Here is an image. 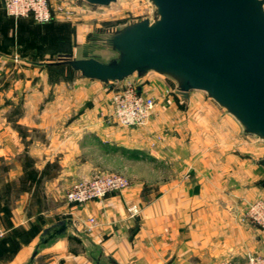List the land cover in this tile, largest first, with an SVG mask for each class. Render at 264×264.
Listing matches in <instances>:
<instances>
[{
    "label": "crops",
    "instance_id": "obj_1",
    "mask_svg": "<svg viewBox=\"0 0 264 264\" xmlns=\"http://www.w3.org/2000/svg\"><path fill=\"white\" fill-rule=\"evenodd\" d=\"M0 4L5 10L3 0ZM80 35L72 33L69 48L45 49V55L29 60L73 53ZM56 80L63 89L45 92V107H0V224L10 229L0 241L6 245H0V261L93 264L83 241L70 232L41 245L31 261L44 230L62 219L74 221L119 264H216L224 258L243 264L264 245V231L241 220L247 202L264 197L258 182L264 168L232 116L194 93L188 106L173 94L164 106L158 100L147 127H122L110 118L112 107L71 106L79 96L103 98L107 90L101 82ZM158 80L165 79L155 75L148 82ZM74 85L80 91L75 93ZM155 135L161 139L151 151L148 141ZM117 169L130 179L127 189L80 208L67 206L73 183ZM151 169L152 178L146 173ZM90 217L98 224L88 230ZM15 229H25V239L12 241Z\"/></svg>",
    "mask_w": 264,
    "mask_h": 264
},
{
    "label": "water",
    "instance_id": "obj_2",
    "mask_svg": "<svg viewBox=\"0 0 264 264\" xmlns=\"http://www.w3.org/2000/svg\"><path fill=\"white\" fill-rule=\"evenodd\" d=\"M83 1L109 6L118 0ZM148 1L150 16L109 28L93 54H85L76 39L72 54L22 60L69 69L108 87H122L135 75L141 89L155 73L171 83L182 104L192 91H202L238 122L243 135L264 141V0ZM256 163L264 168V157ZM67 232L83 241L93 264H119L66 219L44 230L31 261L41 245Z\"/></svg>",
    "mask_w": 264,
    "mask_h": 264
},
{
    "label": "rangeland",
    "instance_id": "obj_3",
    "mask_svg": "<svg viewBox=\"0 0 264 264\" xmlns=\"http://www.w3.org/2000/svg\"><path fill=\"white\" fill-rule=\"evenodd\" d=\"M52 1L55 8L65 5L67 9L73 12L69 14L65 13L66 10H64L63 14L55 16L52 21L48 23H39L31 18L7 16L8 14L4 12L5 10L0 4V93H11L14 95L12 98L3 96V98L0 99V107H45V92L52 94L58 93L63 89V85H60L62 83H58L56 80L57 76H64L67 81H71L72 83L73 81H77V77L78 79L81 77L79 74H75L71 70L65 68H62L63 71L57 69L54 73L53 70L50 71L45 67L27 64L22 60L23 58H39L45 55L42 53L45 49L51 53H55L69 48V39L72 33L78 32L82 36L84 53L93 54L101 49L100 38L106 30L116 25L125 24L131 20L150 16L152 13V6L148 0H118L109 6H95L83 0ZM70 54H72V52ZM155 75L159 76L155 73L149 74L142 86L150 88V91L157 95L158 100H161L164 106L163 103L166 101L165 97H167L166 91L169 87H171L173 91V86L166 79L163 81L158 80V82H153V84L149 83L148 79ZM131 77L136 80L135 75ZM71 85H67L65 89L68 90ZM77 86L74 85L75 89L73 87L75 93L80 91ZM116 87L118 86H103V89L107 90L106 95L96 101L87 95L79 96L80 98L77 101L74 100V103L70 100V103H72L71 106L111 108L112 96ZM193 93L209 101L212 105L218 106V104L209 99L204 92L194 90L191 94ZM41 95H43V99H41ZM78 95H80V93ZM67 96L72 98L77 97L71 93H67ZM188 105L189 104H187V106ZM148 136L150 135L147 134V137ZM248 137L251 138L252 144L255 145L257 149V160L264 157V141L252 136ZM160 139V136H158L157 139H148L150 143L149 149L151 151L155 148L154 145L156 140ZM165 172L168 175L170 171L167 169ZM115 173L123 174L127 177V175L119 169L99 171L90 174L88 177ZM146 173H149L151 178L152 175H154L152 169ZM261 174L262 173H259L258 178L259 186L264 182V175L260 177ZM150 180L151 183L154 182L152 179ZM259 198L264 197L261 195L257 196L255 199L248 201L246 207ZM66 204L69 208H80L82 206L71 204L67 199ZM2 228L5 234L4 237L0 239L1 242L7 240L6 235L8 230L10 232V229L7 227L4 228L2 226ZM259 228L264 231L263 228ZM34 230L36 229H30V232L32 233ZM24 231L25 229H15L14 232H11L12 238L14 239L12 241L16 243L25 239L26 235ZM0 245L1 248H6V245L3 243ZM6 250L10 249L7 248ZM254 253L264 255V245L259 244L258 252ZM6 256L9 255L7 254ZM0 264H9V260L3 259L0 261Z\"/></svg>",
    "mask_w": 264,
    "mask_h": 264
},
{
    "label": "built area",
    "instance_id": "obj_4",
    "mask_svg": "<svg viewBox=\"0 0 264 264\" xmlns=\"http://www.w3.org/2000/svg\"><path fill=\"white\" fill-rule=\"evenodd\" d=\"M6 13L12 17H32L39 23H48L55 16L73 11L65 5L57 8L52 0H3ZM173 95L172 88L166 91V96ZM158 103V97L150 91V88L142 86L138 89L136 80L129 77L122 87L115 90L112 96L111 119L117 124L128 128H140L148 126L153 117ZM130 180L123 174H108L84 177L72 184L66 191V199L71 204L83 205L94 200H102L109 195L121 192L130 186ZM139 210L131 207L132 214ZM241 220L252 223L264 229V198L251 202L243 211ZM98 224L95 217H90L87 228L91 230ZM5 232L0 224V239ZM216 264H238L232 259L224 258ZM243 264H264V255L249 253Z\"/></svg>",
    "mask_w": 264,
    "mask_h": 264
},
{
    "label": "trees",
    "instance_id": "obj_5",
    "mask_svg": "<svg viewBox=\"0 0 264 264\" xmlns=\"http://www.w3.org/2000/svg\"><path fill=\"white\" fill-rule=\"evenodd\" d=\"M30 18L33 19L32 17H30ZM33 20H34V19H33ZM57 69H60L61 71H63L62 68H57ZM113 88H114V87H113ZM117 88H119V87H116V89H117ZM3 237H4V236H3ZM3 237H2V238H3ZM2 238H1V239H2Z\"/></svg>",
    "mask_w": 264,
    "mask_h": 264
}]
</instances>
